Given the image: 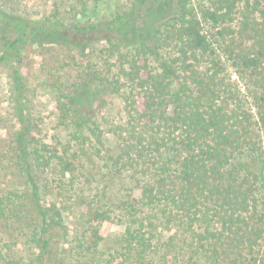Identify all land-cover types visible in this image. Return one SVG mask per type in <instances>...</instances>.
Masks as SVG:
<instances>
[{
	"label": "trees",
	"instance_id": "obj_1",
	"mask_svg": "<svg viewBox=\"0 0 264 264\" xmlns=\"http://www.w3.org/2000/svg\"><path fill=\"white\" fill-rule=\"evenodd\" d=\"M116 1L111 19L68 26L0 0V65L22 41L86 58L58 85L68 130L51 142L19 68L8 74L0 264H264V0ZM81 94L121 102L107 173L88 167L107 132ZM108 175L116 187L100 186Z\"/></svg>",
	"mask_w": 264,
	"mask_h": 264
},
{
	"label": "rangeland",
	"instance_id": "obj_2",
	"mask_svg": "<svg viewBox=\"0 0 264 264\" xmlns=\"http://www.w3.org/2000/svg\"><path fill=\"white\" fill-rule=\"evenodd\" d=\"M22 16L41 21L50 22L58 20L65 25L87 24L91 22L107 21L113 17L116 12V0H19ZM126 9H135L139 7L140 0H122ZM139 9V8H138ZM138 12V10L136 11ZM1 25V22H0ZM16 35H14L15 37ZM13 37V38H14ZM19 50L11 54L7 60L2 61L0 65V156L9 157L7 152L8 146L12 139V132L15 127V121L9 115V77L11 70L19 68L25 78L31 98V109L37 116L39 122L37 138L46 142L55 140L54 138L61 135L62 138L67 130L59 124V111L57 109L58 85L64 89L65 84L71 85L72 75L77 74L78 63L81 56L74 52L72 47L64 43H53L44 45L32 42L22 41ZM1 54V53H0ZM96 58L92 53L90 59ZM86 62V61H85ZM71 79V81H70ZM63 83V85H62ZM81 107L91 106L95 109L98 121L102 128L107 132V139L101 155H93L89 162L95 170L107 173L110 163L106 161L111 148L115 146L113 133L110 131L112 125L119 119V109L121 102L109 96H103L99 99H89L81 94L79 99ZM103 158V159H102ZM104 162H107L106 165ZM12 168L2 170L0 176V186L4 187L1 181H5L7 176L12 172ZM117 176L108 175L105 181H100L101 187L105 182H109V188L116 187ZM13 179V178H12ZM10 179L9 187L12 186L13 180ZM18 185V181L14 183ZM72 227L73 225L70 224ZM122 226L116 222L105 223L102 231L106 236V247L113 244L119 236ZM12 244V243H11ZM180 264H203L202 260L194 263Z\"/></svg>",
	"mask_w": 264,
	"mask_h": 264
}]
</instances>
